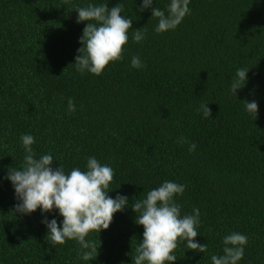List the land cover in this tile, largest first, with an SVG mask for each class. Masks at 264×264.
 Segmentation results:
<instances>
[{"label": "trees", "instance_id": "16d2710c", "mask_svg": "<svg viewBox=\"0 0 264 264\" xmlns=\"http://www.w3.org/2000/svg\"><path fill=\"white\" fill-rule=\"evenodd\" d=\"M118 3L133 19L123 58L99 76L81 74L74 62L87 21L77 23L74 8ZM170 3L153 0V7L167 15ZM141 4L0 0V264H134L143 239L127 207L108 229L88 234L101 245L96 259L84 261L77 241L53 246L47 239L42 220L62 226L58 210L15 213L19 201L6 177L9 167L23 166L25 134L35 138L36 158L51 154L52 167L61 164L66 174L86 171L93 156L113 168L108 195L127 196L129 206L164 181L185 185L174 199L181 216L199 209L195 240L208 247L193 252L178 241L172 264H212L233 232L248 237L237 264H264V0H190V13L161 33ZM139 28L145 39L137 43ZM133 56L143 68L132 67ZM243 67H250L248 81L234 96L232 78ZM244 100L258 103L257 119ZM202 103L211 116L198 111Z\"/></svg>", "mask_w": 264, "mask_h": 264}, {"label": "clouds", "instance_id": "9594fccd", "mask_svg": "<svg viewBox=\"0 0 264 264\" xmlns=\"http://www.w3.org/2000/svg\"><path fill=\"white\" fill-rule=\"evenodd\" d=\"M190 0H171L168 14L153 7V0H142L140 11L151 7V17L158 18L155 28L157 33L175 29L190 13ZM78 13L77 23L87 21L83 29L75 57L77 71L83 74L85 70L99 76L109 62L123 58L124 46L128 42V31L133 29L132 18L121 15L124 8L121 3L109 7L108 4L74 8ZM142 28L135 29L133 40L137 43L145 39ZM133 68H143L144 64L138 56L131 60ZM250 67L237 69L232 78L230 91L236 96L237 90L246 86ZM63 72L61 73V75ZM245 101V108L255 119L258 117V103L255 100ZM204 117L211 116L208 103H202L200 109ZM68 111H75L72 99L68 100ZM25 152L23 166L9 167L7 179L11 181L19 203L14 207L15 213L30 214L41 209L42 213L58 210L63 217L62 226L55 218L45 217L42 223L48 228L47 239L53 246L63 245L66 240H75L81 248V259L92 261L99 255V245L86 237L92 231L100 233L109 228L113 216L118 211L131 207L136 213L135 223L144 228L143 239L132 257L134 264H172L177 260L174 251L178 241L186 242V249L193 252H207V243L201 244L195 240L199 234V209H193L191 215L181 216V205L174 197L182 195L186 186L172 181H164L159 187L150 190L146 198L131 202L124 195L112 198L108 193L110 183L114 178V170L101 163L93 156L88 157L86 171L73 168L66 174L59 164L53 168L55 160L51 154L36 158L31 147L35 138L30 134L21 136ZM186 138L180 137L178 143H184ZM196 145L189 144V151H195ZM248 237L233 232L223 238V255H213L212 264H237L243 258L244 245Z\"/></svg>", "mask_w": 264, "mask_h": 264}]
</instances>
